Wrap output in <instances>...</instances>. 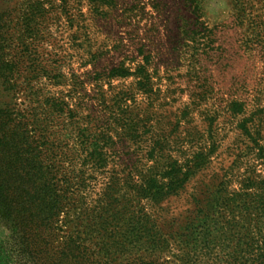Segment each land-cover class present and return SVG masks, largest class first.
I'll return each instance as SVG.
<instances>
[{"label": "rangeland", "instance_id": "1", "mask_svg": "<svg viewBox=\"0 0 264 264\" xmlns=\"http://www.w3.org/2000/svg\"><path fill=\"white\" fill-rule=\"evenodd\" d=\"M196 4L205 37L195 33L188 0H0V161L15 144L41 149L45 129L55 138L65 130L72 145L86 122L105 129L115 143L110 153L133 169L134 183L159 152L160 164L169 152L182 163L209 153L177 195L157 206L142 200L167 233L175 212L192 208L206 188L221 183L223 202L263 192L264 0ZM116 67L131 73L112 77ZM140 67L146 87L138 85ZM58 98L76 114L62 124L48 106ZM70 158L64 167L86 178L107 179L117 165L94 171ZM9 238L0 221V264H22Z\"/></svg>", "mask_w": 264, "mask_h": 264}, {"label": "trees", "instance_id": "2", "mask_svg": "<svg viewBox=\"0 0 264 264\" xmlns=\"http://www.w3.org/2000/svg\"><path fill=\"white\" fill-rule=\"evenodd\" d=\"M235 1L240 6L248 0ZM188 2L198 25L195 33L205 37L210 30L200 19L196 0ZM139 69L145 76L140 75L138 85L146 87L150 81L145 69ZM130 73L122 67L110 71L112 77ZM48 106L61 124L65 116H76L62 98ZM243 122L241 130L249 136L248 121ZM88 123L75 127L77 142L72 145L65 130L55 138L45 129L41 149L24 152L12 141L16 151L0 161V221L10 232L11 254L22 264H264V191H242L223 202L221 183L206 188L192 196V208L175 212L167 233L156 211L151 216L142 200L157 206L177 195L206 166L210 154L198 151L182 163L165 152L160 164L158 157L164 154L159 148L156 164L140 171L134 183L133 169L110 153L115 143L105 129ZM68 155V163L80 162L94 171L110 161L117 165L107 179L86 178L83 171L64 167ZM250 187L244 184L243 189Z\"/></svg>", "mask_w": 264, "mask_h": 264}]
</instances>
